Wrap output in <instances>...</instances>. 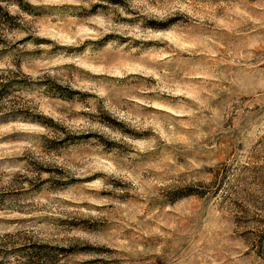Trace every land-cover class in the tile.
I'll use <instances>...</instances> for the list:
<instances>
[{
  "label": "rangeland",
  "instance_id": "1",
  "mask_svg": "<svg viewBox=\"0 0 264 264\" xmlns=\"http://www.w3.org/2000/svg\"><path fill=\"white\" fill-rule=\"evenodd\" d=\"M30 258L264 264V0H0V264Z\"/></svg>",
  "mask_w": 264,
  "mask_h": 264
},
{
  "label": "trees",
  "instance_id": "2",
  "mask_svg": "<svg viewBox=\"0 0 264 264\" xmlns=\"http://www.w3.org/2000/svg\"><path fill=\"white\" fill-rule=\"evenodd\" d=\"M27 257V256H26ZM33 257V256H32ZM37 260H40V258H38ZM25 264H38L37 261H31V258L28 260V262L26 261Z\"/></svg>",
  "mask_w": 264,
  "mask_h": 264
}]
</instances>
